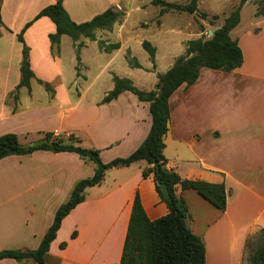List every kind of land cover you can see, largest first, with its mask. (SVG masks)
I'll return each mask as SVG.
<instances>
[{
  "label": "crops",
  "instance_id": "0c3cea01",
  "mask_svg": "<svg viewBox=\"0 0 264 264\" xmlns=\"http://www.w3.org/2000/svg\"><path fill=\"white\" fill-rule=\"evenodd\" d=\"M54 2L1 0L0 134L14 132L29 143L39 139L42 131L71 133L81 146L98 149L103 162L125 157L148 134L149 102L123 91L102 103L107 91L89 95L90 84L76 88L77 94L72 96V83L83 75L81 54L76 79H60L44 103L33 104L31 96L30 103L18 108L14 96L10 98L20 80L22 43L17 34L41 8ZM63 5L73 21L82 22L118 2L63 0ZM253 18L238 28L240 20L230 31L243 54L241 66L231 71L202 67L193 84L180 85L169 97L163 149L167 167L182 178L223 182L227 191L226 207L221 211L196 190L177 187L190 214L187 225L203 241L205 264H246L250 239L264 228V16L253 13ZM54 31L55 24L43 16L23 32L36 77L40 71L43 75L53 72V76L63 73L59 56L51 54L48 35ZM128 49L120 43L111 52L100 50L109 56L101 70L118 55L125 59ZM175 57L163 69L157 66L156 53L154 67L151 61L144 65L139 61L142 67L132 68L125 60L131 69L125 76L135 83L140 74L134 71L146 73L139 78L143 82L149 78L150 87H137L150 90L157 81L156 73L165 72ZM111 87L113 82L107 90ZM7 102L16 106L15 111ZM5 115L13 121L2 128ZM144 165L141 160L109 168L99 184L87 187L84 200L62 219L44 264H119L135 194L150 220L168 212L153 179L142 176ZM93 172L94 164L72 151L36 150L1 158L0 250L37 248L74 184ZM0 264L21 263L3 258Z\"/></svg>",
  "mask_w": 264,
  "mask_h": 264
},
{
  "label": "trees",
  "instance_id": "16d2710c",
  "mask_svg": "<svg viewBox=\"0 0 264 264\" xmlns=\"http://www.w3.org/2000/svg\"><path fill=\"white\" fill-rule=\"evenodd\" d=\"M198 0H189L187 3L169 2L166 0H150V3L159 6V15L170 10L193 13L197 10ZM248 1L257 3L255 16H264V0H239L236 7L224 17L210 36L189 39L185 43L183 54L175 57L172 65L163 73H156L157 81L150 90L136 87L132 80L118 75L112 76L113 87L101 99L102 103L109 102L118 97L123 91H130L139 101L149 102L151 126L148 134L139 146L125 157H116L109 162H103L96 148L79 145V138L73 134H57L53 131H42L39 139L23 144L14 132L0 134V159L12 154H30L36 150H50L53 152L72 151L83 160L94 164L92 176L78 180L68 199L55 211L51 225L44 233L39 245L35 249H1L0 259L12 258L21 264H44V255L49 249L51 241L55 238L62 219L85 198L87 187L99 184L105 171L112 167L128 166L143 160V177H151L155 189L161 199L166 203L168 212L154 220H150L141 205L136 193L132 202L128 220L127 231L123 242L119 264H205V247L199 236L194 234L187 225L190 214L183 197L177 194V187L181 190L194 189L205 199L221 211L225 210L227 191L223 182H207L197 179L182 178L174 169L167 167V159L163 153L164 137L169 123V97L182 84L190 86L199 77L202 67L231 71L243 62V54L237 40L230 36V31L240 21V10ZM1 4V0H0ZM124 13L114 7L94 15L87 21L75 22L67 13L63 0L44 6L28 21L17 34L22 43V57L20 62V80L15 90L25 86L30 90V80L34 77L29 59V47L24 42L23 32L36 19L48 17L55 24V31L48 35L51 50L58 49L62 35H68L77 52L79 64V49L82 46L81 38L96 40V31L100 29L111 30L115 23L122 21ZM201 18L207 13L201 12ZM218 18L216 14L212 16ZM148 53L149 59L155 65L156 48L148 40L141 42ZM99 49L111 52L120 47V42H107L98 40ZM127 64L132 68H141L137 58L127 51L125 54ZM78 64L76 68H78ZM42 82V81H40ZM47 90H53L45 83ZM17 99V95H13ZM165 184L170 200L162 195L159 184ZM256 237L260 242L249 254L250 264H264V228L259 230ZM61 247L65 243L60 244Z\"/></svg>",
  "mask_w": 264,
  "mask_h": 264
},
{
  "label": "rangeland",
  "instance_id": "374dc122",
  "mask_svg": "<svg viewBox=\"0 0 264 264\" xmlns=\"http://www.w3.org/2000/svg\"><path fill=\"white\" fill-rule=\"evenodd\" d=\"M116 1L118 2V6L113 7L124 13L122 21L119 24L113 25L111 30H97L95 32L96 40H90L84 37L80 40L82 46L79 49V55H82L84 61V64L81 67V73H83V75L78 78L76 82L72 83V92L70 93L72 96L77 94L76 88H83L86 84H90L89 95L95 91H109L112 87L109 90H107V87L112 83V76L114 74L120 77H127L125 75H127L128 72H131V69L127 66L122 55H116L117 57L113 59L112 63L106 69L101 70L103 63L109 56L100 51L98 40H105L107 42L119 41L120 43H123L124 47L129 48V51L131 50L130 54L135 56L138 61L143 63V65L148 64L150 59L148 53L142 47L141 42L144 39L148 40L157 49L156 56L158 68L163 69L167 60L171 59L174 55L177 57L184 53L187 40L198 38L200 36L207 38L209 36L208 30L215 29L220 25L223 22L224 17L227 16L239 2V0H198L197 10L193 13L170 10L159 15V6L151 4L150 0ZM166 1L187 3L189 0ZM114 4L115 3H113V5ZM256 8L257 3L254 1H248L243 4L240 10L241 22L238 28L255 20L253 18V13ZM201 12L207 13V17L201 18ZM214 14H216L218 18H213L212 16ZM234 34L235 33L232 34L233 37ZM51 54L54 57L59 56V63L61 68H63V73H61V76H53V72L50 75H43V72L40 71L38 72L40 77H36L34 74V77L31 78L30 90L25 86H20L17 90L14 89L10 98L15 94L19 97L20 101H16L17 99L13 98V100H15V105H17L18 108H20L21 105L25 107V105L30 103L32 100L31 96H33V104L44 103L48 94L52 93L51 90L46 89L45 83H47L53 90L55 85L60 84V79L63 81H74V79H76V73L78 75V69L76 68V65L78 64L76 57L77 52L72 39L68 35L61 36L58 49L57 47H54V49L51 50ZM79 64L81 63L79 62ZM46 71L48 72L49 69ZM134 72L140 74L139 76H141V74L146 76V73H142V71ZM139 76L135 78V83L133 84L136 87H150L149 78H146L143 82L140 80L141 78H139ZM7 105L11 107V110L15 111L16 106L13 107V103L7 102ZM3 119L4 120L1 122V126H3L2 128L8 127L13 121L6 115ZM26 141L29 140H25L23 137L20 138L21 143L26 144ZM259 242V237H253L250 239L248 248L253 250ZM251 250L247 249L246 264H250L249 254Z\"/></svg>",
  "mask_w": 264,
  "mask_h": 264
},
{
  "label": "water",
  "instance_id": "95a60500",
  "mask_svg": "<svg viewBox=\"0 0 264 264\" xmlns=\"http://www.w3.org/2000/svg\"><path fill=\"white\" fill-rule=\"evenodd\" d=\"M212 32H213V29H209L208 30L209 36L212 34ZM159 188H160V191H161L162 195L164 196V198L167 199V200H170V196L168 194L166 185L161 183V184H159Z\"/></svg>",
  "mask_w": 264,
  "mask_h": 264
}]
</instances>
